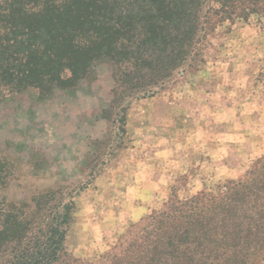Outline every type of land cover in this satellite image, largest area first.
Instances as JSON below:
<instances>
[{
    "label": "rangeland",
    "instance_id": "obj_1",
    "mask_svg": "<svg viewBox=\"0 0 264 264\" xmlns=\"http://www.w3.org/2000/svg\"><path fill=\"white\" fill-rule=\"evenodd\" d=\"M208 37L203 62L133 99L124 132L110 107L109 62L73 88L0 102L2 214L63 189L74 201L66 248L76 264H109L133 226L167 202L237 180L264 155V27L236 22Z\"/></svg>",
    "mask_w": 264,
    "mask_h": 264
},
{
    "label": "trees",
    "instance_id": "obj_2",
    "mask_svg": "<svg viewBox=\"0 0 264 264\" xmlns=\"http://www.w3.org/2000/svg\"><path fill=\"white\" fill-rule=\"evenodd\" d=\"M236 22L264 27V0H0V102L44 99L112 65L110 107L126 110L203 62L208 37ZM0 157V185L14 177ZM63 189L2 214L0 264H76L66 248L74 211ZM109 264H264V155L237 180L180 198L133 226Z\"/></svg>",
    "mask_w": 264,
    "mask_h": 264
}]
</instances>
